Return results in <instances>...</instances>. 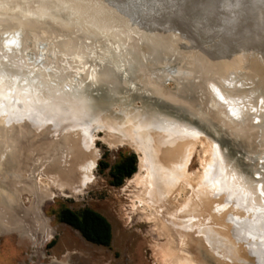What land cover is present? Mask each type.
Here are the masks:
<instances>
[{"label":"rangeland","instance_id":"obj_1","mask_svg":"<svg viewBox=\"0 0 264 264\" xmlns=\"http://www.w3.org/2000/svg\"><path fill=\"white\" fill-rule=\"evenodd\" d=\"M215 2L205 5V19L188 4L173 9L175 17L166 21V30L159 26L160 35L130 31L127 38L114 36L117 29L101 32L65 10L38 16L6 8L0 15V161L12 153L11 163H0V264H50L69 254L72 264H168L166 236H158L142 213L154 214L156 206L146 207L140 195L158 177L164 180L161 167L152 175L141 170L120 186L110 184L111 168L130 153L136 154L138 171L144 144L108 134V126L126 121L147 139L161 141L168 154L177 143L171 138L175 131L196 129L205 148L218 144V183L205 181L204 247L196 240L186 249L195 264H264L262 253L252 256L256 246L264 250V0H228L227 12ZM133 3L123 2L130 11ZM31 30L40 39L23 42ZM74 47L79 57L59 52ZM28 95L58 97L54 102L64 109L71 105L63 98L71 99L85 111V123H43L51 118L30 107ZM202 147L196 143L192 153L186 151L185 170L182 159L176 162L177 196L169 194L166 204L187 197L185 179L201 180ZM100 158L108 168L99 170ZM89 163L91 177L80 185V166ZM34 205L41 223L32 220L33 229L26 231L16 213ZM85 207L110 223L109 246L90 243L60 222L61 210L79 213ZM230 228L241 249L222 241L223 235L230 238Z\"/></svg>","mask_w":264,"mask_h":264},{"label":"bare ground","instance_id":"obj_2","mask_svg":"<svg viewBox=\"0 0 264 264\" xmlns=\"http://www.w3.org/2000/svg\"><path fill=\"white\" fill-rule=\"evenodd\" d=\"M212 103H214V106H217V103L215 101H212ZM223 111L225 110L223 109ZM229 116L231 118H235L236 120L240 121L236 117H233L231 115ZM96 120L98 121V117L96 118ZM167 122H170V121L167 120ZM78 123L82 125L85 122L81 121ZM178 124H181V123H178ZM181 125H185V124H181ZM137 127H135L133 124L126 121L124 123L122 122V123L116 124L115 126H108V132L110 131L108 134H119L120 133V135H123L127 138H131L135 140L137 144H139L140 142L144 144L143 145L144 147L138 156V171L134 172L131 178H133V176H136V174L140 172L141 170L142 171L145 170L146 172L148 170V175H152L157 169L161 167L160 170L162 173V177H164L163 178L164 180L160 181L161 177H158L159 179L157 180L159 181H156L153 189L152 188L147 189V187H145L143 191L141 190L142 194L140 195H142L143 198H146L148 200L147 202L149 203V204L148 203L146 204V207H150L152 205V206H156L155 208L157 209L156 212H154V214L151 212V210H149L150 211L149 213L146 212L145 210H142V213L144 214V222L151 223V225L153 226L152 228L153 230L157 231L158 229L157 231L158 236H161V235L166 236L167 241H168V242L166 241L167 247H168L167 249L168 255H166L165 261L168 264H195L196 262H195L194 254L191 251L189 252L186 249V247L191 246L192 243H195L197 241H200L201 242L200 245L204 247L202 242L204 241V238H205V200L207 198L205 196V181L210 182V184L216 183V181L218 183L220 157L222 156L219 146L217 143L212 141L213 147L205 148L203 141L199 140L200 138H202L201 133L194 128L195 132H191L188 134H184L180 132L178 133L177 131H175L174 134L171 133L172 137L171 136L170 137L173 138V135H174L175 139L177 140L176 141L177 143L172 149H167L168 151H170V153L168 154L167 152L162 151L163 145L161 141L159 140L155 141L151 138H149L150 140L147 139L145 136V133ZM88 136H90V134ZM165 137H166V134H165ZM166 138H169V136L167 135ZM196 143L201 144L204 147L205 158L203 161V171L201 172V177H199L201 180L200 181L198 180V182H193V179L187 181L186 179L184 180L183 178L185 182V186H187L189 189V192H187L188 189L186 190V193H188L186 195L187 197L185 196L186 197L185 199L182 198L183 202L180 200L181 202L177 203L178 201L177 200L176 201L177 204L175 203L173 206H170L172 203L168 205L169 203L166 202L167 201L166 197L169 194L171 196V194H173L175 190H177V187H176V182L178 181L177 178L181 177V172L177 170L178 167H175L176 162L182 159L183 167L185 170V167H186L185 164L188 159V156L187 155H186L187 157L185 156L186 151L190 150L189 153H192L191 151L194 149L193 146L195 147ZM11 156H12V153L8 154L3 159V161H0V163L1 164H4L6 162L11 163L9 161ZM92 168L93 166L91 163H89L88 165L86 164V166L81 164L80 171L82 173V176L80 177L81 178L80 185H83L85 182L89 181V178L91 177L90 171L92 170ZM174 177L175 179H173ZM131 178H127V181H131ZM170 179H171V182H174L172 186L170 185L171 187L169 186V184H167V181ZM212 195H214L213 196L214 198L217 197L216 194H212ZM175 198L176 197H174L173 199ZM168 199H170V197ZM176 199H179V198L177 197ZM10 200L12 201V198H10ZM10 200H9V203H10ZM135 207L137 206L132 205V209ZM20 211L21 212L20 213L17 212L16 215L19 217L20 221H22L26 231L31 230V228L33 229L32 224H31L32 220H36L39 224L41 223L40 211L37 209L35 205L32 206V209L30 210H26L25 208H22ZM222 215H223L222 219L224 222L226 218L224 214ZM158 224H160L162 230H164V233L160 232L159 227L157 226ZM235 232H236L235 229L230 228L229 230L230 238H227L226 236L223 235L224 238H222V241L225 243L226 246H228V248L233 249V250L237 248L238 250V249H241L240 247L242 245L240 246L241 243L234 240L232 235ZM262 249L263 248L256 246L255 249L252 251L253 253L252 256L254 255V257H256L258 253H262L264 255V250ZM57 257H53L50 264H72L73 254H69L67 256L62 255L60 258H57Z\"/></svg>","mask_w":264,"mask_h":264},{"label":"water","instance_id":"obj_3","mask_svg":"<svg viewBox=\"0 0 264 264\" xmlns=\"http://www.w3.org/2000/svg\"><path fill=\"white\" fill-rule=\"evenodd\" d=\"M214 1H216L219 6H217V9L220 8L222 11L226 12L231 11L228 0H133V11H130L127 6H124V0H19L12 4L6 0H0V15H4V11L7 9H18L21 13H29L38 16L46 14L54 16L56 11L65 10L67 15H74V19L81 18L87 25L101 32L117 29L118 32H112L114 36L120 37L123 35L127 38L130 31L137 33L145 30L151 34L160 35L162 29L166 30V26H164L166 21L169 20V18L175 17L173 9L177 7L183 9V7L188 4L192 8H197L196 15H199L198 18L205 19V5L208 4V6H211ZM199 5H201V7ZM237 5H234L235 9ZM181 9L180 11H182ZM180 11H178V13ZM207 13L209 14L210 10ZM13 18L18 19V16L15 15ZM209 20L210 19H208V21ZM6 26L8 29L17 28L16 24L7 23ZM159 26H161L162 29ZM42 33H46V31H42ZM28 39L36 41L40 39V33L33 30L29 33L26 32L23 42ZM59 52L65 55L80 56V53H76V47L71 50H59ZM213 54L214 56L223 55L222 53H216V51H214ZM62 77V75L59 76V79ZM45 98L46 99H42L39 98V96L34 97L31 95L27 96L30 107H34V109L38 110V114L47 115L51 118L50 120L43 121V123L60 127L65 123L69 124L83 121L85 111L76 102L71 99L63 98V103L67 102L71 105L68 109H64L58 108V102H54V99L58 97L52 96L51 98ZM46 100H50V102ZM25 101L26 99L18 105H23ZM29 122L34 125L38 124L33 121Z\"/></svg>","mask_w":264,"mask_h":264},{"label":"trees","instance_id":"obj_4","mask_svg":"<svg viewBox=\"0 0 264 264\" xmlns=\"http://www.w3.org/2000/svg\"><path fill=\"white\" fill-rule=\"evenodd\" d=\"M104 155V154H103ZM99 170L108 168V163L102 158L98 159ZM137 168V157L135 153H130L122 161L117 163L110 170V184L113 186L122 185L126 178L133 175ZM58 218L60 222L77 230L88 242L109 246L112 239L111 226L108 220L99 212L85 207L79 213L65 208L60 211Z\"/></svg>","mask_w":264,"mask_h":264}]
</instances>
